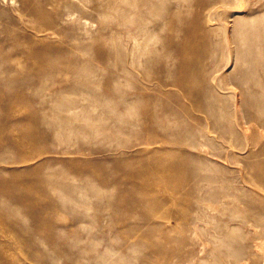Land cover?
I'll return each mask as SVG.
<instances>
[{
	"label": "bare ground",
	"instance_id": "1",
	"mask_svg": "<svg viewBox=\"0 0 264 264\" xmlns=\"http://www.w3.org/2000/svg\"><path fill=\"white\" fill-rule=\"evenodd\" d=\"M256 3L194 0L192 10L177 12L180 0H0V99L37 101L26 104L22 117L2 107L0 161L16 148L23 163L64 136L83 145L62 152L88 155L63 159L65 173L47 165L34 176L41 162L26 169L33 172L28 178L12 169L16 186L0 177V192L18 191L36 223L57 211L83 221L88 211L76 209L82 202L96 211L112 207L115 225H131V232L149 225L141 231V246L150 251L145 261L264 264V140L253 134L264 128V3ZM101 65L113 66L103 85ZM59 75L56 87L40 89ZM43 124L52 129L36 130ZM100 131L118 137L133 131L140 147L122 150V157L94 156L98 151L88 144ZM110 167L121 172L113 183L125 179L129 186L105 200L100 185L110 180ZM211 206H221L229 219L199 237L194 224ZM7 211L0 200L2 220ZM130 215L148 218L130 223ZM44 228L46 237L13 245L27 264H135L107 246L100 250L93 239L63 240L54 237L52 224ZM7 258L17 264L14 253L0 247V259Z\"/></svg>",
	"mask_w": 264,
	"mask_h": 264
},
{
	"label": "rangeland",
	"instance_id": "2",
	"mask_svg": "<svg viewBox=\"0 0 264 264\" xmlns=\"http://www.w3.org/2000/svg\"><path fill=\"white\" fill-rule=\"evenodd\" d=\"M180 1H181V4L178 6V8H176L177 12L183 11L185 9L192 10V8H194V7H191L194 0H190L188 3L186 2L183 3L182 0ZM254 1H257V3L255 4L256 7L264 3V0H254ZM124 3L120 1L118 2V5H120L121 7V5L122 6L124 5ZM0 6L3 7V4ZM188 19H189V15H188ZM95 24L98 25V22ZM4 35H5V31L0 32V39ZM50 39L57 43L62 42L61 39L56 38V37L55 38L52 37ZM94 47L96 46L94 45ZM2 48L4 49L5 47H2ZM226 53H228V55L231 54L229 49L228 51H226ZM87 55H90V53H88ZM20 60L22 62L25 61V57L20 58ZM91 61L93 64H96V61L94 59H91ZM8 64L9 63L5 65H8ZM112 68L113 66H110L109 68H107L101 65L99 67L98 72H97V75H98L97 78L100 81L101 85H103L106 82L105 80L107 78L106 76L108 75L109 70H112ZM118 68L119 66H117L115 69L119 70ZM228 71H230L228 66L225 67L224 69H221V73H228ZM59 77L60 75L55 76L53 81H50L46 85H41L40 89L43 87L44 88L56 87V80ZM228 86H231V85L228 84ZM35 87H39V85L36 84L34 88ZM175 90L179 92L177 89ZM5 91H8V90L6 89ZM13 100L14 99H9L5 101L1 100L3 101V103H6V104H3L2 102H0V106H1L0 117H2L6 112V110L3 108H11V111L14 113L15 117H22L24 115L23 109L25 108L26 104L27 103L34 104L37 102L34 100H32L33 102L14 100L15 103L14 102L12 103ZM100 123L102 122L100 121ZM35 128L36 130H42V129L51 130L52 129V127H49L48 125H44V124L36 125ZM132 132H129L128 136L125 134L122 135L120 133L119 134V136L121 137L120 138L117 136V134H113V133L112 135H110L112 137L105 136L102 133V131H100L98 134L92 135L90 137V141H89L90 143L88 144V146L98 151L94 156L100 157V156L108 155V156H113V157H119V156L122 157V156H125L123 155L124 153L121 152L122 150H125L127 151V153L131 154V153L138 151L140 147L138 145L135 146V144L137 143V139L135 136V132L133 133ZM260 133H264V128H258L253 131V134L256 137V139L259 137V139H261L262 141L264 140V135ZM68 140H71V142H69ZM82 145H83V140H80V139L75 141L73 138H68L66 136L61 137L59 139L57 138L56 142L54 141L52 143L49 141V142L44 143L43 147L40 149L38 154L37 153L34 154L33 158L28 159L27 161L23 163L19 162L21 152L16 148H8L5 150L4 154L2 153L3 159L2 161H0V177H2L3 179H6L4 181L8 182L9 184L16 186V182H14V180L10 178V174H9L10 170L12 169L24 170L25 177L28 178L30 175L33 174V172L27 171L26 169H29L30 167L40 162L42 163L43 167L38 172H35L33 174L34 176L43 175V172L47 165L54 166V167L55 166L61 167L63 172L65 173L68 171L69 167H65L66 165H63L61 163L63 159H66L72 156L87 157L88 155L86 156L72 155L71 156V155L65 154L62 151H68L71 148L80 147ZM28 150H31V148L28 147ZM110 168H111V173L109 177L110 180L100 185L102 188H105L103 189V191L105 190V195H104L105 200L110 197L112 199L118 198L119 188L121 186L122 188L123 187L126 188V186H129L127 185L125 179H122L119 185H115L113 183V180L116 177L117 178L121 177V172L119 170L114 169L113 167H110ZM112 176H114V178H111ZM226 176L230 179L232 177V173L228 171L226 172ZM74 182L78 183L79 180H75ZM107 184H109V186ZM247 186L252 188L254 191L256 190L254 185L248 184ZM259 194L262 197H264V191H260ZM18 195H19L18 191L0 192V200H2V202L5 203L8 208V211L6 213L7 216L4 218V220L0 218V247L8 248L9 252L14 253V255L16 256L17 264L18 263L27 264V263L24 261V259L20 255V253L23 252V250L20 248L17 249L13 247L15 241L19 240V241L25 242V241L30 240L32 237L44 238L46 237L45 236L46 231L44 227L45 225H51V224L58 232V233L57 232L54 233V237H58L59 239H63V240L80 238L81 243H86L87 240L93 239V241H96L99 243L98 247L100 250L108 251L107 249L109 248L113 249L117 254H124L125 256H130V258L134 260L135 264H163V262H165L166 264H173L172 263L173 259H166V258H161V257H152L151 260L148 259V261H145L146 260L144 259L145 255H148L150 251L147 246H141V240H142L141 233L144 231L143 228L149 225H144V226L141 225V228H139V230L132 231L133 233L129 229L131 225H115V222H117L119 218H117L118 216L113 211L112 207L108 206V207L102 208L99 211H96V209L92 208L90 204H86L82 202L77 206L76 209H78L81 212L88 211V214H86L83 221L74 223L73 213L69 211H57V212H53L50 215L49 217L50 219H42L36 223L34 222L33 215L29 211V205H30L29 202L19 201L18 198H16L18 197ZM28 195L33 196L34 192L30 191ZM67 195L68 194H63L64 197H67ZM75 197L80 198L81 193H76ZM95 200L96 199L94 198V201ZM89 206H90V209L88 208ZM181 207H182L181 205L178 206V210H180ZM215 208L214 206H211L210 208L204 209L200 213V215H202V220L194 224V225H200L198 229L199 237H203L202 231L203 230L205 231L206 229L207 230L211 229V226L215 225L214 223L215 221H217L219 224L221 223L222 225L225 221L229 219L228 212L227 211L225 212V210H223L221 206H217V207L215 206ZM139 213H142V210H139ZM39 215L43 216V211L40 212ZM102 215L103 216L110 215L108 216L107 222H104V223L101 222ZM145 218H148V217L140 218V216L134 217L130 215L127 217V221H129L130 223H134L140 220L146 221ZM149 221L150 222L152 221L153 223L154 221H156L155 223L163 222L164 225H169V223L170 224L174 223L173 219H162L160 217L149 218ZM231 222H233V220ZM16 225H23V226L21 228V227H17ZM259 230H261L260 226L254 228V231L256 233H258ZM138 236L140 237V239ZM259 242H261L262 245H264V239H259ZM133 243H135V247H137L136 250H133L134 248H132L134 246ZM106 246L109 248L106 249ZM260 253L264 255V249H260ZM0 264H15V263L12 262L9 258H7V259H2V260L0 259Z\"/></svg>",
	"mask_w": 264,
	"mask_h": 264
}]
</instances>
